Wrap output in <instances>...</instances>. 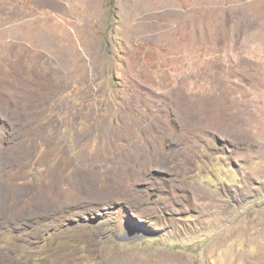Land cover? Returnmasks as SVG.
<instances>
[{
  "label": "rangeland",
  "instance_id": "obj_1",
  "mask_svg": "<svg viewBox=\"0 0 264 264\" xmlns=\"http://www.w3.org/2000/svg\"><path fill=\"white\" fill-rule=\"evenodd\" d=\"M0 264H264V0H0Z\"/></svg>",
  "mask_w": 264,
  "mask_h": 264
}]
</instances>
